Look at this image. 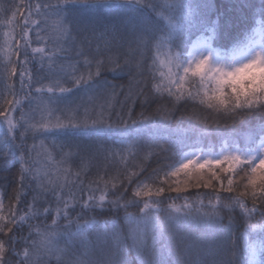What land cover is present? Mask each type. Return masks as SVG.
Instances as JSON below:
<instances>
[{"label": "snow or ice", "instance_id": "6c2138e0", "mask_svg": "<svg viewBox=\"0 0 264 264\" xmlns=\"http://www.w3.org/2000/svg\"><path fill=\"white\" fill-rule=\"evenodd\" d=\"M212 8L211 0L0 4V24L12 26L0 48L8 56L0 158L19 165L6 215L0 191V264H128L129 243L139 264H264V0L239 39L209 19ZM158 65L167 71L156 84ZM190 102L193 113L206 105L216 118L185 119ZM213 136L219 151L204 143ZM128 148L183 155L163 166L171 171L160 186L138 183L131 195V183H85L72 170L78 159Z\"/></svg>", "mask_w": 264, "mask_h": 264}, {"label": "trees", "instance_id": "16d2710c", "mask_svg": "<svg viewBox=\"0 0 264 264\" xmlns=\"http://www.w3.org/2000/svg\"><path fill=\"white\" fill-rule=\"evenodd\" d=\"M8 0H0V4H6ZM213 4V8L210 12L207 13L210 20H215L219 18L224 24L226 28V32L229 38L239 39L242 34H245L249 28V22H253V26H255V20H259V5L261 0H211ZM254 6V7H250ZM99 15L104 18L107 17L109 20L115 15L114 13H99ZM0 19H3L0 16ZM5 33H9L8 37H5ZM12 26L4 24H0V48H6L7 45L4 43L6 39H11ZM195 39V36L192 37ZM42 45L34 44L33 47H40ZM230 46V44L228 45ZM12 59H16L15 53L12 55ZM8 56L5 51L0 50V72H3L4 65L7 63ZM11 65H9V68ZM167 71V69H161L159 65L156 68V76L157 79L153 82L156 84L160 83L159 75L161 71ZM175 71V69H173ZM105 79L112 80L114 78L113 73H106ZM127 78L125 77L124 81L126 83ZM11 83V81H8ZM19 87V82L17 78V88ZM3 84L0 83V91H3ZM166 95V92H165ZM10 99L11 96L9 95ZM198 103V102H197ZM156 105H152V108H155ZM188 111L185 113V119L188 115H197L201 118H208L209 120L215 119L216 114L207 109L206 105L199 106V109L193 113L192 103L190 102L187 106ZM137 112L141 111L140 108L137 107ZM150 111V110H149ZM147 115L148 112H145ZM17 115H19L17 113ZM177 120L180 119L181 113H176ZM223 123V121H221ZM231 126V122H229ZM177 123L175 121L172 122V128L177 129ZM185 125H179V131L177 135L183 138V128ZM6 130V125H0V134H2ZM242 131V130H241ZM58 135L63 136V138H69L68 134L58 133ZM189 138H193L191 133H188ZM71 138L84 139V137L79 134H71ZM222 140H219L217 137L213 136L208 138L204 143L207 145L208 143H215L217 146L213 149L214 151L219 150V143H222ZM29 144L33 143L31 139L28 141ZM208 149L207 146L204 147V150ZM190 149H185V151H189ZM48 151L51 153L53 157V162H59L61 160V155H58L56 152H52L49 148ZM40 154L39 156L37 154ZM183 153L180 154L182 156ZM33 156L37 158V168L43 171L45 162L48 157L43 154V150L39 147V140H37V149L33 152ZM180 156L165 158L155 151L150 152L147 149L137 150L135 148H128L120 152L115 158L108 157L105 159L104 155L101 154L98 158H90L84 160H76L72 165V170L82 171V179L85 180V183L92 180H98L100 177H103L104 180L109 182V188L113 183L119 184L121 181L124 183H131L132 187L128 189L129 194L131 195L133 189L136 185L139 184H152L153 179L156 180L155 186H160V177L164 176L166 172L171 171V167H163L165 164H169L172 167H175L176 163L179 162ZM67 167L68 165H64ZM19 165L16 163V158L14 156H7L6 158H0V191L5 193L4 195V205H5V215L7 214V206L9 204V195L14 194V189L16 188V176L18 175ZM83 173H87L86 176ZM107 173V174H106ZM131 175V181L128 180V177ZM116 177V179H112ZM238 179V177H237ZM171 182V179H169ZM103 184L101 183V188ZM166 187V185H165ZM102 192H97L96 195L99 197ZM31 197H27L26 200L30 201ZM151 202V201H149ZM183 200L176 201V203H183ZM207 202V201H206ZM169 203H173V201L166 199L164 201V205L166 206ZM79 211V209H77ZM101 211L100 209L97 210ZM129 211H135V209H129ZM75 215V213L73 214ZM108 213L105 212L104 216L100 217V219L107 218ZM38 221L33 220L31 223L35 224ZM119 222H122L119 221ZM50 223V220L48 221ZM224 223H228L227 217H224ZM203 231V229L201 230ZM24 232L27 233V227L25 226ZM200 233H196L199 235ZM94 241V238H91ZM241 250L243 251V239L240 241ZM127 260L128 264H139L137 254L135 251L131 249V244L129 243V248L127 251Z\"/></svg>", "mask_w": 264, "mask_h": 264}, {"label": "rangeland", "instance_id": "374dc122", "mask_svg": "<svg viewBox=\"0 0 264 264\" xmlns=\"http://www.w3.org/2000/svg\"><path fill=\"white\" fill-rule=\"evenodd\" d=\"M209 149H206V150H204V151H208ZM217 151H219V150H217Z\"/></svg>", "mask_w": 264, "mask_h": 264}]
</instances>
